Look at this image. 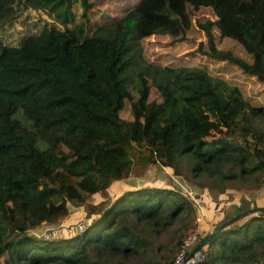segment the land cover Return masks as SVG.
Here are the masks:
<instances>
[{"label": "trees", "instance_id": "obj_1", "mask_svg": "<svg viewBox=\"0 0 264 264\" xmlns=\"http://www.w3.org/2000/svg\"><path fill=\"white\" fill-rule=\"evenodd\" d=\"M99 3L0 0V28L29 8L59 25L27 31L16 45L0 38V260L172 264L196 229L199 240L216 231L197 264H264V200L223 214L264 187V104L206 67L134 70L140 41L180 38L192 25L189 7L207 8L216 19L197 22L207 47L197 51L264 83V0H138L91 28L90 11H111L92 10ZM213 27L251 62L218 49ZM202 97L220 116L214 132L189 128L185 106ZM159 163L189 189L127 183ZM72 208L85 212L83 231L38 233Z\"/></svg>", "mask_w": 264, "mask_h": 264}, {"label": "rangeland", "instance_id": "obj_2", "mask_svg": "<svg viewBox=\"0 0 264 264\" xmlns=\"http://www.w3.org/2000/svg\"><path fill=\"white\" fill-rule=\"evenodd\" d=\"M138 0H97L99 6L93 7L92 10H111L104 16L103 14H95L96 11H90L91 28H95L102 20L119 15L124 6L133 5ZM129 5V6H130ZM81 5L78 3L76 13H81ZM79 8V9H78ZM17 16L10 24H5L0 28V38L7 44L16 45L20 36L27 34V31L34 33L40 32L45 26H59L52 15L47 10L25 9L17 10ZM189 14L192 25L189 30L180 38H173L168 35L155 34L143 39L136 45V53L138 59L135 63V73L140 67L147 65L149 68L155 67L160 73L167 74L166 67H206L211 76L221 77L231 84L237 85L243 97L252 105L264 104V83L260 82L253 76L242 73L236 66L228 64L225 61L215 60L202 55L197 51L198 43L203 42V50H206V38L204 32L197 26V22H204L207 19L214 21L215 15L210 9L200 8L193 10L189 7ZM104 16V17H103ZM103 17V19L101 18ZM215 39V45L218 49L229 50L234 55L251 62L252 58L245 52L243 47L236 41L219 37V33L215 27L212 28ZM157 98V93L151 89L150 99ZM209 100L202 97L193 109L189 103L186 104V117L192 119L188 122L192 132H199L202 129H209L214 132L220 124L219 114L212 110L208 105ZM181 187L184 190L189 189L181 184V180L172 176L171 170L162 164H152L144 172H136L134 177L127 180V183L133 186L151 185L157 183H169ZM196 189L192 188V192ZM264 195V187L259 191H248L240 197V206L231 203L224 208V215L236 214L247 209L252 198L261 194ZM220 199V197H219ZM206 205V203H205ZM203 206V203H200ZM207 206V205H206ZM205 209V208H204ZM207 211V210H206ZM223 216V215H222ZM85 212L82 208H72L70 215L64 220L57 221L54 225L42 226L38 233L43 237H49V231H73L83 223ZM0 264H4L0 260Z\"/></svg>", "mask_w": 264, "mask_h": 264}, {"label": "built area", "instance_id": "obj_3", "mask_svg": "<svg viewBox=\"0 0 264 264\" xmlns=\"http://www.w3.org/2000/svg\"><path fill=\"white\" fill-rule=\"evenodd\" d=\"M198 220V219H197ZM85 228L84 223L78 226L79 231ZM44 239H48L49 237ZM199 241L198 231L191 230L182 240L179 250L175 253L172 264H197L204 260V254L199 250L191 254L190 252Z\"/></svg>", "mask_w": 264, "mask_h": 264}, {"label": "water", "instance_id": "obj_4", "mask_svg": "<svg viewBox=\"0 0 264 264\" xmlns=\"http://www.w3.org/2000/svg\"><path fill=\"white\" fill-rule=\"evenodd\" d=\"M259 209L264 210V208H259ZM255 210H256V209H250V210L246 211L245 213H243L242 215L249 214L250 212H253V211H255ZM237 218H238V217H234V218H232L231 220H229V221L226 222V223H230V222L236 220ZM226 223H224V224H226ZM224 224H223V225H224ZM215 233H216V231H213V232H211L210 234L203 236V237L198 241V243L195 245V247L192 249V251H191L190 253L193 254L194 252H196V251H198L200 248H202V247L207 243L208 239H209L210 237H212Z\"/></svg>", "mask_w": 264, "mask_h": 264}, {"label": "crops", "instance_id": "obj_5", "mask_svg": "<svg viewBox=\"0 0 264 264\" xmlns=\"http://www.w3.org/2000/svg\"><path fill=\"white\" fill-rule=\"evenodd\" d=\"M255 197H258V198H261V199H263V200H264V195L262 194V191H261V194H260V196H259V195H257V196H255Z\"/></svg>", "mask_w": 264, "mask_h": 264}]
</instances>
